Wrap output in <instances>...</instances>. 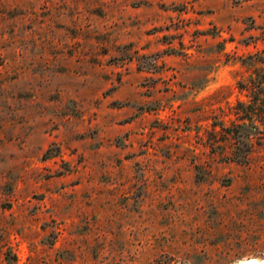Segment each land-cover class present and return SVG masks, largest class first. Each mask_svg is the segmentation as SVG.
<instances>
[{
    "label": "rangeland",
    "instance_id": "obj_1",
    "mask_svg": "<svg viewBox=\"0 0 264 264\" xmlns=\"http://www.w3.org/2000/svg\"><path fill=\"white\" fill-rule=\"evenodd\" d=\"M0 264H264V0H0Z\"/></svg>",
    "mask_w": 264,
    "mask_h": 264
},
{
    "label": "trees",
    "instance_id": "obj_2",
    "mask_svg": "<svg viewBox=\"0 0 264 264\" xmlns=\"http://www.w3.org/2000/svg\"><path fill=\"white\" fill-rule=\"evenodd\" d=\"M252 57H254V55H250V56H248V58H252Z\"/></svg>",
    "mask_w": 264,
    "mask_h": 264
}]
</instances>
